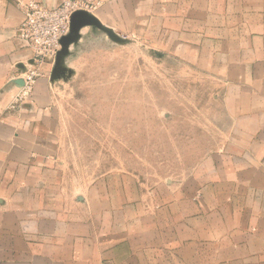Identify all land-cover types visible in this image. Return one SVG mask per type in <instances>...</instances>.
<instances>
[{
    "label": "crops",
    "instance_id": "obj_1",
    "mask_svg": "<svg viewBox=\"0 0 264 264\" xmlns=\"http://www.w3.org/2000/svg\"><path fill=\"white\" fill-rule=\"evenodd\" d=\"M17 1L0 0V264H264V0H91L118 36L151 32L222 82L226 132L161 187H64L52 66L17 99Z\"/></svg>",
    "mask_w": 264,
    "mask_h": 264
},
{
    "label": "rangeland",
    "instance_id": "obj_2",
    "mask_svg": "<svg viewBox=\"0 0 264 264\" xmlns=\"http://www.w3.org/2000/svg\"><path fill=\"white\" fill-rule=\"evenodd\" d=\"M94 29L51 80L64 187L182 184L226 132L222 82L151 32L117 41Z\"/></svg>",
    "mask_w": 264,
    "mask_h": 264
},
{
    "label": "built area",
    "instance_id": "obj_3",
    "mask_svg": "<svg viewBox=\"0 0 264 264\" xmlns=\"http://www.w3.org/2000/svg\"><path fill=\"white\" fill-rule=\"evenodd\" d=\"M17 5L22 11V19L16 28V37L21 46L32 54L29 64H24L20 71L23 90L17 98L21 99L30 95L42 65L55 61L61 49L60 40L69 32L71 14L76 10L94 9L97 3L91 0H61L57 5L47 6L42 0H20Z\"/></svg>",
    "mask_w": 264,
    "mask_h": 264
},
{
    "label": "water",
    "instance_id": "obj_4",
    "mask_svg": "<svg viewBox=\"0 0 264 264\" xmlns=\"http://www.w3.org/2000/svg\"><path fill=\"white\" fill-rule=\"evenodd\" d=\"M90 25L103 32H105L111 39L120 41L122 37L118 36L113 30L103 25L92 13L87 10H76L71 14L70 17V28L69 32L64 35L61 40V49L57 52L54 67L52 69V78L56 77L61 72V62L64 56L69 52L71 44L77 42L79 38V31L82 27ZM18 85H23L22 79L15 81Z\"/></svg>",
    "mask_w": 264,
    "mask_h": 264
}]
</instances>
